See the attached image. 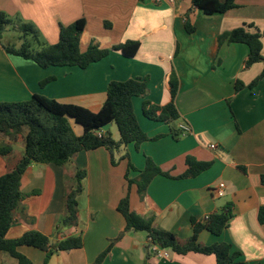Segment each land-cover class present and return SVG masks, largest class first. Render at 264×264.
I'll return each instance as SVG.
<instances>
[{"label": "crops", "instance_id": "0c3cea01", "mask_svg": "<svg viewBox=\"0 0 264 264\" xmlns=\"http://www.w3.org/2000/svg\"><path fill=\"white\" fill-rule=\"evenodd\" d=\"M0 11L33 24L45 44H55L61 27L81 18L86 20L82 52L93 40L105 49L128 41L140 43L133 57L113 50L87 69L41 68L32 60L8 54L0 45V102H24L37 94L99 112L110 82L147 79L148 92L133 99L134 111L148 137L160 136L139 149L134 144L121 147L117 157L127 154L128 158L115 166L105 148L79 152L69 167L29 166L21 190L38 194L24 198L8 239L31 230L44 233L53 243L82 234L84 247L55 254L47 264H94L125 230L126 221L117 206L129 192L135 212L153 218L156 228L176 234L181 242L193 234L192 219L203 222L231 203L233 217L224 232L216 236L203 230L198 242L229 243L241 253L238 260L264 264V224L258 218L264 206V75L254 88L248 87L264 74V61L245 68L246 44L218 43L220 34L242 26L252 25L251 32L263 33L264 0H236L235 8L213 15H205L192 0H0ZM186 19L194 32H187ZM262 44L264 57V36ZM172 73L178 79L175 103L180 119L171 124L151 120L144 114V103L164 106L171 101ZM47 79L51 80L41 86ZM237 81L245 85L239 91ZM182 124L189 125L191 132L175 138L173 129L181 131ZM114 127L111 124L109 130L118 140ZM14 142L0 134V143L13 147L11 155H0V176L15 166L18 152L23 155L24 144L18 151ZM188 156L212 166L194 178H178L187 170ZM146 157L172 177L156 176L140 196L135 185L129 190L126 173L129 161L136 170L128 177L136 178ZM77 169L87 176L78 196V224L69 228L60 220L66 186ZM220 183L225 184L223 196L216 193ZM164 250L167 256L162 257V248L152 245L146 232L130 230L114 243L101 264H216L214 255ZM20 252L33 264H43L46 257L45 252L28 246ZM0 264L17 261L0 252Z\"/></svg>", "mask_w": 264, "mask_h": 264}, {"label": "trees", "instance_id": "16d2710c", "mask_svg": "<svg viewBox=\"0 0 264 264\" xmlns=\"http://www.w3.org/2000/svg\"><path fill=\"white\" fill-rule=\"evenodd\" d=\"M193 5L205 15L225 13L236 7V0H192ZM108 26V23H105ZM185 28L188 33L194 32L186 19ZM9 26H13L22 33L24 42L20 47L12 44L4 45L1 38ZM86 26L84 18L78 19L70 25L62 26L59 39L55 44H45L39 38L37 28L28 22L13 19L7 13L0 11V45L11 55L34 61L41 68L52 66H77L87 69L90 65L97 63L110 54L111 51H121L127 57L137 54L140 43L128 41L115 45L110 49L100 46L97 41H92L85 52L80 49L82 33ZM252 25L235 28L219 35L218 43H242L249 48V55L245 62V68L264 61L262 55V38L264 32L259 30L251 32ZM30 40H29V39ZM36 44V48L33 44ZM264 74L255 79L249 88H254ZM51 79L41 83L44 86ZM171 101L164 106H157L151 102H145L143 111L149 119L166 124L174 123L180 119L175 99L178 93V79L174 73L170 76ZM245 85L237 81L236 90L243 89ZM148 92V80L129 79L126 81H112L107 87V98L99 112H92L81 106L63 104L54 99L42 95H34L30 100L24 102H0V134L12 139L21 137L24 144V152L13 168L0 176V252L15 259L17 264H33L32 261L20 252L21 247H33L46 253L43 264L55 254L81 249L84 247L82 234L68 236L67 238L53 243L51 239L37 230L24 233L17 239H8L7 233L15 221V214L20 209L22 201L29 194H38L33 191L24 194L21 190V182L24 173L32 164H53L66 166L81 151H91L105 148L111 155L112 165H117L120 160L128 158L121 156L118 160L115 153L121 147L134 144L137 149L146 141L158 140L160 136L150 138L140 127L134 111L133 99L146 95ZM72 121L83 128V133L77 135L73 129ZM115 124L119 139L115 140L110 130L107 134L102 132V127ZM173 136L179 138L181 131L174 128ZM13 153L10 144L0 146V155L7 157ZM187 170L178 178H194L202 172L207 171L211 162L198 161L188 156L186 158ZM135 167L128 161L126 179L129 190L132 185L137 187L142 196L156 176L172 177L163 171L161 167L150 157H146V163L139 175L129 179L131 171ZM74 181L67 184L64 198L65 211L61 217L60 224L65 227H73L78 224V196L83 191V181L87 172L77 169L74 173ZM69 180V179H68ZM67 180V181H68ZM264 182V179H263ZM118 212L126 221L125 230L111 241L110 245L97 257L94 264H101L111 252L114 243L120 240L125 232H146L152 245L162 249H170L179 254L188 252L214 255L216 264H252L238 260L241 253L234 250L229 243H217L213 245H201L198 242L199 234L207 230L219 236L228 227L233 217V205L226 204L220 212L213 213L203 222L192 219V236L185 242H181L178 236L169 231H163L155 227L153 218H144L131 208L130 195L120 200L117 206ZM259 222L264 224V206L258 214Z\"/></svg>", "mask_w": 264, "mask_h": 264}, {"label": "rangeland", "instance_id": "374dc122", "mask_svg": "<svg viewBox=\"0 0 264 264\" xmlns=\"http://www.w3.org/2000/svg\"><path fill=\"white\" fill-rule=\"evenodd\" d=\"M29 39V38H28ZM30 40V39H29ZM24 42V38H23V35L21 32H19L16 28H14L13 26H9L7 28V30L4 32L2 38H1V43L4 44V45H7V44H12V45H15L16 47H20L22 45V43ZM33 47L36 48V44L34 43L33 44ZM72 126L73 128H76L77 129V134H82V126H80L79 124L75 123L74 121H72ZM113 131H115L117 133V137H119V132H118V129L117 128H113ZM82 132V133H81ZM7 138V137H6ZM12 141H15L14 144L16 145V147L18 148V151L20 150L19 147L22 146L23 144V140L22 138H18L16 140L12 139ZM4 143H0V146L3 145ZM20 152H18L17 156H18V159L21 158L22 154H19ZM118 155V152L115 153V157L117 159H119L117 157ZM66 167H69L68 165ZM75 175L73 176H70V178H73ZM70 181V179H69ZM71 181H74L71 180Z\"/></svg>", "mask_w": 264, "mask_h": 264}, {"label": "built area", "instance_id": "2783aa9c", "mask_svg": "<svg viewBox=\"0 0 264 264\" xmlns=\"http://www.w3.org/2000/svg\"><path fill=\"white\" fill-rule=\"evenodd\" d=\"M179 129L181 130V132L183 133V134H187V133H190L191 132V127L189 126V125H187V124H182V125H180L179 126ZM102 132H104L103 130L99 133V136H101L102 135ZM211 148L212 149H214V148H216V146L215 145H211ZM224 187H225V184L224 183H220L219 184V186L217 187V189H216V193H217V195L218 196H223L224 195ZM208 218V216L206 217V219ZM156 248H159V247H157V246H155ZM159 255L160 256H167V252H165V250L163 251V249H162V251H159Z\"/></svg>", "mask_w": 264, "mask_h": 264}, {"label": "water", "instance_id": "95a60500", "mask_svg": "<svg viewBox=\"0 0 264 264\" xmlns=\"http://www.w3.org/2000/svg\"><path fill=\"white\" fill-rule=\"evenodd\" d=\"M111 124L105 125L102 127V130L104 131L105 134H107L108 130L110 129Z\"/></svg>", "mask_w": 264, "mask_h": 264}]
</instances>
